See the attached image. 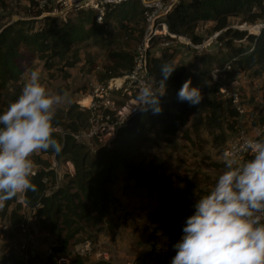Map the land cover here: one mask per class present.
Wrapping results in <instances>:
<instances>
[{"label":"trees","instance_id":"1","mask_svg":"<svg viewBox=\"0 0 264 264\" xmlns=\"http://www.w3.org/2000/svg\"><path fill=\"white\" fill-rule=\"evenodd\" d=\"M27 1L30 6L37 3L36 0ZM103 6L105 9L101 20L98 19L101 13L97 9L79 8L73 17L46 15L40 20V26L35 25V19H19L4 26L0 30V93L9 89L11 82L19 80L22 74L19 59L25 53L42 59L47 70L59 68L60 65L61 71L72 68L80 62V46L91 40L101 43L106 36L113 35L115 29L132 30L140 23V17H145L146 7L141 0H122ZM42 12L39 10L35 15L39 16ZM230 17H241L242 22L250 24L264 23V0H178L167 13L165 21L171 33L186 35L197 44L202 42V37L196 32L199 22L213 21V30L222 31L220 38L229 36L230 39L247 42L237 47L228 42L227 46L232 51L230 60L234 59L231 67L238 73L253 71L256 76H261L264 73V26L258 34H251L247 30L232 28ZM167 37L173 38L170 35ZM108 60L105 75L119 77L133 67L134 54L126 50H109ZM166 61L174 62L177 68L164 87L159 84L162 79L160 65ZM211 61L212 58L205 57L202 65L189 70L176 62L171 48L164 49L160 56L148 55V68L155 92L161 95L159 105L162 112L155 113L151 109L138 112L126 126L119 129L113 146H102L93 151L74 137L75 133L88 127V109H82L78 103L71 104L67 109H57L53 112V135L63 145L62 152L59 155L51 151L42 152L55 156L58 161L71 162L75 168L74 175H68V180L61 184L51 163L40 156L31 158L34 166L30 180L36 185V190L23 193V202L20 201V194L5 200L0 216H6L9 211L12 224L20 231L21 224L27 218L24 210L42 204L37 212L38 222L42 229L57 237L52 247L53 254L67 255L70 246L87 227L106 221L108 213L117 207L119 199L115 185L121 167L140 172L139 182L146 173H150L157 185H162V174L157 168L151 165V172L144 173L134 156L133 145L147 138L145 132L159 127L166 137L181 134L190 139V128L197 133L202 124L210 130H222L226 126L233 131L231 120L239 116V110L233 97H225L221 93V84L211 82L206 66ZM64 75L69 77L67 72ZM189 79L191 86L198 87L203 95V100L197 106L177 99L180 88ZM214 165L223 166L224 163ZM166 194L163 198L169 200L171 192L167 191ZM197 199L196 186L188 183L178 202L168 205L163 219L148 234V249L136 255L133 264H171L175 256L173 245L180 240L184 222L193 214ZM0 264H25V261L21 253L6 251L0 256ZM68 264L111 262L102 259L89 263L84 257L74 256L69 258Z\"/></svg>","mask_w":264,"mask_h":264},{"label":"rangeland","instance_id":"2","mask_svg":"<svg viewBox=\"0 0 264 264\" xmlns=\"http://www.w3.org/2000/svg\"><path fill=\"white\" fill-rule=\"evenodd\" d=\"M36 1L35 5L30 6L27 0H0V30L19 19H35L37 20L35 25L40 26V20L46 15L64 11L60 17H73L79 9L72 7L69 9L66 4L58 0H44L42 4ZM141 1L144 4L143 0ZM120 2L96 0L82 8L97 9L101 13L99 16H102L105 9L104 4ZM67 8L68 10L65 11ZM39 10L43 12L36 16ZM139 21L140 23L132 27V30L115 29L114 34L106 36L101 43L91 40L80 46V62L62 71L60 70L61 65L59 68L47 70L42 59L25 53L19 59L22 69L19 80L11 82L9 89L0 93V113L3 114L8 105L18 98L33 70L40 72V81L48 95L63 96L62 101L54 105L53 112L57 109H67L73 103L80 105V100L87 104L89 99L84 96L88 95L93 85L98 82H107L112 78L105 75V66L109 62L108 51L126 50L135 54L147 28L145 17H140ZM229 21L232 28L247 30L251 34H258L264 26L261 21L252 24L242 22L241 17H230ZM214 24L213 21H201L198 24L196 32L202 37L200 44L204 46H192L180 37L172 39L162 37L151 43L148 55L160 56L164 49L171 48L175 53L176 62L185 65L189 70L202 65L203 59L209 56L212 61L206 66L210 71V80L214 82L212 71L215 67H223L227 63L232 66L234 59L230 60L232 51L227 46L228 42L231 41L235 47L247 43L239 39H230L229 36L220 38L222 31H214ZM66 72L69 74L67 78L64 75ZM221 80L227 85V92L235 93L241 103V110H243V112L239 111V116L231 120L234 124L233 131H229L226 126L222 130H210L202 124L197 133L190 128V139L184 138L181 134L173 138L166 137L161 134L159 127L145 132L147 138L140 139L133 145L134 156L136 162L142 165L144 173L151 172V165L157 168V171L162 174V185H157L150 173H146L147 175L139 182L140 172H131L121 167L119 180L115 185V192L119 199L117 207L108 213L106 221L87 227V230L81 233L77 241L70 246L67 255L53 254L47 257V251L53 247L57 237L48 230L42 229L38 218L33 220L34 246L39 253V264H68L69 258L76 256L73 253V245L86 239L94 244L93 253L84 257L87 262L103 259L111 264H133L136 255L147 251L148 234L163 219L168 205L178 202L188 183L196 186L199 198L212 189L218 176L224 170V165L216 166L214 163H224L225 147L228 141L235 136L238 128L243 127L250 136H264L262 132L264 128V73L258 77L253 71L238 73L232 67L221 74ZM221 93L225 97L231 96L222 91ZM81 142L86 143L93 151L105 146L104 142L97 137L91 140L84 138ZM112 142L110 146L114 145ZM36 156L51 163V167L55 168L58 173L61 184L68 180V175L73 176L75 173V168H71L67 161H58L55 156L42 151L35 152L31 158ZM248 159L251 158L240 159V161L244 162ZM167 191L171 192L169 200L163 198L167 195ZM3 204L4 201H0L2 205L0 212ZM24 211L26 215L29 214L28 210ZM23 236L24 234H21L12 224L9 211L6 216H0V237L2 239L0 256L6 251L20 254Z\"/></svg>","mask_w":264,"mask_h":264},{"label":"clouds","instance_id":"3","mask_svg":"<svg viewBox=\"0 0 264 264\" xmlns=\"http://www.w3.org/2000/svg\"><path fill=\"white\" fill-rule=\"evenodd\" d=\"M176 68L172 61L162 63L159 84L165 87ZM191 85V79L185 81L177 99L197 106L203 95ZM160 96L151 84H141L138 108L162 112ZM62 99L48 95L40 72L33 70L18 98L0 114V201L36 190L30 180L35 152H62L63 145L53 135V107ZM246 147L251 159L244 162L235 152H224V170L194 203L173 245L171 264H264V140H248Z\"/></svg>","mask_w":264,"mask_h":264},{"label":"built area","instance_id":"4","mask_svg":"<svg viewBox=\"0 0 264 264\" xmlns=\"http://www.w3.org/2000/svg\"><path fill=\"white\" fill-rule=\"evenodd\" d=\"M38 1L42 4L44 0ZM78 1L79 0H58V2L66 4L67 6ZM118 1L122 0L109 2ZM177 1L178 0H149V2L144 3L146 7L145 17L147 20V28L143 40L138 45L134 54L133 67L119 77H112L107 82H98L93 85L88 95L84 96V98H89L87 104L84 103L83 100L79 101L82 109H88L90 111L88 127L74 134V137L79 142L84 138L91 140L92 138L97 137L101 142H104L105 146H110V143L113 140L115 141L119 129L126 126L130 119L141 111L138 108L139 105L136 100L141 84H151L155 91L154 82L148 68V49L151 47V43L155 39L170 35L171 37H180L186 40L188 44L195 47L204 46L200 43H193L187 36L173 34L169 31L165 17ZM98 19L101 20L102 16H99ZM231 68L230 63H227L223 67H215L212 71V79L214 82L221 84L220 90L223 93L230 94L231 97H233L238 110L243 112V110H241V103L235 93L227 92V85L221 80V74ZM262 132L264 133V128H262ZM257 139L264 140V136H250L243 127H240L235 136L229 140L225 151L235 152L239 160L248 157L251 158L249 150L246 147V142L248 140ZM68 164L73 168L71 162H68ZM20 201L23 202V194ZM24 206L26 207L25 203ZM41 206L42 204L38 203L33 208H26L29 214L27 215L26 220L21 224L20 233L24 234L21 240V254L24 258L25 264H39V253L34 246L32 223L33 220H37V212ZM93 251L94 244L89 239L76 242L73 245V253L76 256L85 257L92 254ZM47 255V257L53 255V248L48 249Z\"/></svg>","mask_w":264,"mask_h":264},{"label":"water","instance_id":"5","mask_svg":"<svg viewBox=\"0 0 264 264\" xmlns=\"http://www.w3.org/2000/svg\"><path fill=\"white\" fill-rule=\"evenodd\" d=\"M91 1H92V0H79V1L76 2V3H73L72 5H69L68 8H69V9H70L71 7H72V8H82V7L86 6V5H89ZM95 1H96V0H95ZM104 1H115V0H104ZM143 2H144V3H147V2H149V0H143ZM68 8L65 9V11H67ZM63 13H64V11H62V12H57V13H54V14H49V15L57 16V17H58V16L62 15Z\"/></svg>","mask_w":264,"mask_h":264},{"label":"crops","instance_id":"6","mask_svg":"<svg viewBox=\"0 0 264 264\" xmlns=\"http://www.w3.org/2000/svg\"><path fill=\"white\" fill-rule=\"evenodd\" d=\"M1 244H2V239L0 237V254H1Z\"/></svg>","mask_w":264,"mask_h":264},{"label":"bare ground","instance_id":"7","mask_svg":"<svg viewBox=\"0 0 264 264\" xmlns=\"http://www.w3.org/2000/svg\"><path fill=\"white\" fill-rule=\"evenodd\" d=\"M91 2H95V0H92ZM89 99V98H88Z\"/></svg>","mask_w":264,"mask_h":264}]
</instances>
